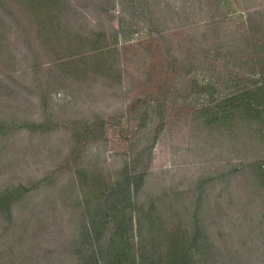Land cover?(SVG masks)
Segmentation results:
<instances>
[{"label": "rangeland", "instance_id": "rangeland-1", "mask_svg": "<svg viewBox=\"0 0 264 264\" xmlns=\"http://www.w3.org/2000/svg\"><path fill=\"white\" fill-rule=\"evenodd\" d=\"M71 1L85 5L80 11L89 27L95 14L91 4ZM254 9L262 11L253 20L264 29V0H148V5L139 4L126 16L115 11L109 20L103 14L105 30L108 25L122 26L128 36V41L118 36L114 43L119 50L120 83L111 76L95 75L84 83L55 86L57 92L53 86L46 109L36 103L39 93L21 86L31 83L32 73L22 72L24 64L18 68L20 86L0 96L8 105L15 101L13 111L0 114V125L12 114L26 128L11 126L1 134L0 190L17 184L29 189L8 211L0 212V264H62L69 258L65 249L80 233L79 211L65 204L88 188L61 183L68 177L69 162L73 169L90 143L78 135L74 141L80 140L79 145L71 148L73 124L99 127L96 152L84 161L101 179L113 178L123 159L129 163L128 173L145 172L142 183L149 189L185 191L194 188L199 177L221 174L203 185L205 200L198 215L211 223L204 232L210 235L212 249L220 251L216 260L262 263L263 236L252 222L263 208L264 187L245 164L264 159V139L241 118L212 127L193 121L194 109L233 93V82L242 79L240 83L247 84L246 78L255 77L251 48L244 39L246 14ZM8 35L12 53L20 55L22 43L12 32ZM202 83L207 85L203 92L196 86ZM174 84L183 87L176 91ZM40 121L45 129L30 130V123ZM57 165L62 166L60 181L28 184ZM189 197L182 195V201ZM232 224L240 226L228 232ZM222 232L225 237L218 235ZM236 256L245 262L231 263L229 257Z\"/></svg>", "mask_w": 264, "mask_h": 264}, {"label": "trees", "instance_id": "trees-1", "mask_svg": "<svg viewBox=\"0 0 264 264\" xmlns=\"http://www.w3.org/2000/svg\"><path fill=\"white\" fill-rule=\"evenodd\" d=\"M81 1L90 3V8L95 12L89 27L80 11L85 5L78 7L71 0H0V96L6 89L14 91L20 86L16 73H19L18 68L23 64L25 70L22 72L30 71L33 77L29 85L21 83V86L24 89L30 86L31 93H39L40 98L36 103L42 109L47 108L45 103L50 101L49 90L53 86L60 89L67 87V83H84L95 75L111 76L115 82L120 83L119 50L114 43L118 36L125 41H128V36L122 26L108 25L105 30L101 23L102 15L109 20L115 11L119 17L126 16L128 10H138L139 4L148 5V0ZM258 14L263 15L258 9L246 14L247 36L244 38L251 48L255 77L246 78L249 80L247 84L240 83L242 79L233 82V93L216 102L210 100L194 109L195 124L212 127L241 118L246 125L251 126L249 130L252 133L259 134L264 139V29L259 21L253 20V15ZM251 21L250 25L248 22ZM9 32L23 45L24 51L20 55L13 54L12 48L10 49ZM196 86L202 92L207 87L205 83ZM56 87L55 92L58 90ZM181 87L174 84L172 89L178 91ZM6 104L0 101V109L4 110L0 114L5 110L13 111L15 101L13 104ZM51 116L54 115L51 113ZM8 117L11 118L1 120L0 140L3 136L1 134H5L3 132L11 126L12 129L26 128L20 117L12 114ZM17 122L19 126H16ZM38 123L42 124L30 123V130L32 126L45 129L43 121ZM72 128H69L72 131V142L81 136V139L87 138L90 143L84 156L79 161L76 159L73 169L69 162L68 177L61 184L66 187L78 184L88 189L80 196H72L71 203L65 204L69 210L79 211L76 216L80 233L65 249L69 258L63 260L62 264L219 262L216 256L220 255V251L212 249L210 235L204 232L205 226L211 223L198 218L205 200L203 185L215 175L199 177L193 184L194 188L185 191L173 192L164 187L159 190L149 189L142 183L145 172L133 170L128 173L129 163L123 159V166L112 179H101L96 169L89 168L84 161L90 152H96L95 134L98 136L99 127L92 129L87 124L79 127L73 124ZM79 142L74 141L71 148L74 150ZM235 167L236 164H233V169ZM245 167L252 170L254 180L264 187V159L257 164L246 162ZM48 171L28 184H50L51 181L55 183L62 178L61 165ZM217 176L222 177L221 174H216L214 178ZM28 189L25 185L17 184L0 190V212L8 211L12 202L18 203ZM187 193L190 197L184 203L182 195ZM262 201L263 208L257 221L252 224L256 226L258 235L263 236L261 240L264 243V197ZM237 225L240 226L232 224L228 232ZM237 232L239 233V229ZM218 235L225 237L226 233ZM259 257L261 261L263 259L261 264H264V251ZM238 260L240 263L245 262L242 257H229L231 263H237Z\"/></svg>", "mask_w": 264, "mask_h": 264}]
</instances>
